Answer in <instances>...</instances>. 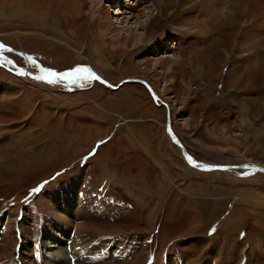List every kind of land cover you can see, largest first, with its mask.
I'll return each instance as SVG.
<instances>
[{
  "label": "rangeland",
  "instance_id": "374dc122",
  "mask_svg": "<svg viewBox=\"0 0 264 264\" xmlns=\"http://www.w3.org/2000/svg\"><path fill=\"white\" fill-rule=\"evenodd\" d=\"M0 61L141 80L0 67V264H264V0H0Z\"/></svg>",
  "mask_w": 264,
  "mask_h": 264
},
{
  "label": "bare ground",
  "instance_id": "6f19581e",
  "mask_svg": "<svg viewBox=\"0 0 264 264\" xmlns=\"http://www.w3.org/2000/svg\"><path fill=\"white\" fill-rule=\"evenodd\" d=\"M151 15H153V14H151ZM147 16H148L147 17L148 19L145 18V19H142V20H141L142 16H139V15L134 16L133 17L134 20H135L134 21V25H133L134 28H136V29H139L140 27L141 28H143V27L145 28L149 24V22L152 20V18H150V15H147ZM119 35H118V37H120ZM0 64L1 65H4L6 68L12 69V71H15V72H18V73L22 74V76H24L26 78L28 77V78H31L32 80L36 81V82L38 81V82H41V83H44V84H48V83L45 82L47 80H54L56 82V80H58L59 78H61V79H76L77 77H79L81 79H88V80L90 79V81H91V79L92 80H97L98 82H100L102 85H105L106 87H109L111 89H114L115 88V86H113L110 83H108L107 81H105L102 77H100V76H98V75H96L94 73H91L90 71H88L85 68H80V69H83L84 70V71L80 72L81 74L82 73L84 74V75H81V76H78L77 74H75V75H68V76H65V75H62V74H60V75L59 74H56L54 76V75H52L50 73H46V74H43V73L42 74H33L32 72H30V71H28V70H26L24 68H20L18 66H15V64H13L11 62L8 64L7 61H4V62L3 61H0ZM73 71L74 70L69 71V72H66V73H73ZM35 77H42V79L41 80H37V79H35ZM128 79L137 80L136 78H128ZM123 84H125V83H123ZM123 84H121L120 86H122ZM142 84L149 91V94H150V96L152 98V91H151L149 85H146L144 82H142ZM120 86L117 89H119ZM153 96L155 97V102L154 103L156 105H159V107H160L162 104L160 102H158L157 96L154 93H153ZM162 106H164V105H162ZM168 138H170L169 140L173 144H175V146H177L180 154L182 155V158L189 165H191V166H197V168H200V169H202L203 167H207V168H210L211 167L210 169H208L209 171H215V170L228 171V170H235L234 168L238 169L236 166H229V165L228 166H225V165L218 166V165H214V164L200 162V161L196 160L195 158H193L191 155L188 154L187 150L185 149L184 146H182V144L180 143V140L176 137V135L174 134V132H173V134H171V137H168ZM225 167L228 168V169H225ZM240 167L244 168V170L259 171L261 173H264V168L259 167V166L256 167L255 165H249V164H247V165H240ZM208 170H206V171H208Z\"/></svg>",
  "mask_w": 264,
  "mask_h": 264
},
{
  "label": "water",
  "instance_id": "95a60500",
  "mask_svg": "<svg viewBox=\"0 0 264 264\" xmlns=\"http://www.w3.org/2000/svg\"><path fill=\"white\" fill-rule=\"evenodd\" d=\"M7 70H9L10 72H12V73H16V72H14V71H12V70H10L9 68H6ZM66 72H69V71H66ZM66 72H63V73H55L54 74V76L56 75V74H62V75H64V73H66ZM129 81H133V82H137V81H141V80H134V79H126V80H124V81H122L121 83H119V85L118 86H115V89H117L121 84H123V83H126V82H129ZM152 98H153V100H154V102H155V97L153 96V93H152ZM166 133H167V136L168 137H171V134H173L172 133V131H171V129H170V118H169V115L167 114V116H166ZM211 168V167H210ZM210 168H207V167H203L202 169L203 170H206V169H210ZM224 168V167H223ZM226 168V167H225Z\"/></svg>",
  "mask_w": 264,
  "mask_h": 264
},
{
  "label": "snow or ice",
  "instance_id": "6c2138e0",
  "mask_svg": "<svg viewBox=\"0 0 264 264\" xmlns=\"http://www.w3.org/2000/svg\"><path fill=\"white\" fill-rule=\"evenodd\" d=\"M82 71H84V70H83V69H80V68H76V69H74L73 73H65L64 75H65V76H68V75H75V74L80 73V72H82ZM35 79H37V80H41L42 77H35ZM77 79H79V77H77ZM45 82L48 83V84H53V83H55L54 80H47V81H45ZM72 82L75 83L76 80H73Z\"/></svg>",
  "mask_w": 264,
  "mask_h": 264
},
{
  "label": "crops",
  "instance_id": "0c3cea01",
  "mask_svg": "<svg viewBox=\"0 0 264 264\" xmlns=\"http://www.w3.org/2000/svg\"><path fill=\"white\" fill-rule=\"evenodd\" d=\"M113 130H114V129H113ZM113 130H112V131H113ZM97 152H98V151H97ZM95 157H97V156L95 155V156H94V159H95ZM90 159H91V158H90Z\"/></svg>",
  "mask_w": 264,
  "mask_h": 264
}]
</instances>
